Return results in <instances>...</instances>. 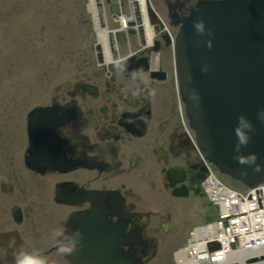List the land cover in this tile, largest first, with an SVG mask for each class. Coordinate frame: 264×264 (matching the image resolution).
Wrapping results in <instances>:
<instances>
[{
    "label": "flooded vegetation",
    "instance_id": "1",
    "mask_svg": "<svg viewBox=\"0 0 264 264\" xmlns=\"http://www.w3.org/2000/svg\"><path fill=\"white\" fill-rule=\"evenodd\" d=\"M149 53L144 56L147 64L151 61ZM90 56V51L81 54L71 76L57 79L50 91L36 95H41L40 103L56 106L60 122L49 134L55 138L59 152L67 159L89 161L91 166L42 172L29 169L24 163L27 135L23 118L18 120L16 108H2L8 112L0 118V240L9 233L2 225L11 228L10 235L17 238L23 232L39 234L54 219L65 217L74 206L60 202L59 195L78 188L119 190L128 230L134 223L133 211L140 209L143 167L155 175L162 173L164 166L177 165L185 170L186 179H195L187 167L193 151L176 120L167 85L149 78L145 71L125 74L119 63L107 69ZM22 96L19 100L26 101ZM2 102L0 98V105ZM21 104L26 103H15L17 108ZM3 121L7 124L1 126ZM141 123L143 132L135 133L136 124ZM16 206L25 211V216L31 213L18 227L10 224L12 215L8 214ZM57 243L56 235H47L42 250L48 253L54 249L59 258H64ZM28 250H32L31 244L23 245L20 253Z\"/></svg>",
    "mask_w": 264,
    "mask_h": 264
},
{
    "label": "rangeland",
    "instance_id": "2",
    "mask_svg": "<svg viewBox=\"0 0 264 264\" xmlns=\"http://www.w3.org/2000/svg\"><path fill=\"white\" fill-rule=\"evenodd\" d=\"M22 1L20 0L21 5L8 4L7 0H0V94L3 96L1 101L7 107L17 109L14 113H17L19 121L23 118L24 110L33 104L29 103L33 101L30 99L19 100L22 96L20 93L25 94L27 98L35 99V94L50 91L57 79H64L67 73L75 70L77 59L72 57L67 65L62 63L65 66H60L55 74L53 61L61 58L62 53L68 52L71 47L79 46L82 39L89 40L93 33L86 32L83 27V21L89 19L90 15L88 10L83 9L80 0H56L54 5L58 10L53 12V9L47 7V12L42 11L40 14L36 12L41 6L44 8L42 3L44 1L29 0L31 3L27 2L28 5ZM110 25L114 26V22ZM124 42L127 46V41ZM131 48L134 49L135 44H132ZM169 54L171 92L175 95L173 56L172 52ZM5 97H9L10 100L4 99ZM19 101L26 104L17 105V108L15 103ZM19 108L23 110L19 111ZM7 112L8 110H2L0 107V118L3 119ZM1 124L3 126L7 122L3 121ZM152 198L160 201L156 194H152ZM186 200L184 205L177 204V211L173 214L175 228L167 233L161 232L164 240L159 244V254L147 264L172 263L171 253L180 245L187 227L205 217L203 213L208 207L199 205L198 199L194 197ZM197 215L199 218L194 221L193 218Z\"/></svg>",
    "mask_w": 264,
    "mask_h": 264
},
{
    "label": "bare ground",
    "instance_id": "3",
    "mask_svg": "<svg viewBox=\"0 0 264 264\" xmlns=\"http://www.w3.org/2000/svg\"><path fill=\"white\" fill-rule=\"evenodd\" d=\"M24 1H25L24 3L27 5H28V3H31V1H29V0H24ZM39 1H44V2H42L44 4V8H42L43 6H41L40 8L37 7L38 10L36 13H38V14H40L42 11H45V13H46L47 7L53 9V12L58 10V9H56V7L54 5L57 2L56 0H39ZM139 1H140V6H141V13H142L141 14V21H142V26H143V30H144L143 35H144V39H145L143 47H146L148 49L152 42H155L157 44V43H160L161 40L164 41L165 38H167L168 43L171 42V45L172 44L175 45L174 35H172V33H171V27L172 26L170 25L169 20L166 21V19L162 18V16L160 14L156 13L153 16L154 18H156L155 22L156 23L161 22V23L160 24L158 23V25L156 26V29L153 30V28L151 27L152 25H151L150 20L147 19L146 11L144 8V6H145L144 0H139ZM21 2H23V1L21 0ZM21 2H20V0H7L8 4H21ZM85 5H86L88 12H89V15H90V21L91 22H89V23L91 24V26L94 27V30L96 31V39L101 44V50H102V53L104 56L103 62L108 63L106 66V68L108 69L109 66H111V67L113 66L112 65L113 63L118 64L120 61V58L117 56V59L115 61L112 62L110 60V51H109V45H108V40H107V36H106V33L109 30L103 29L100 26H98L99 22L97 21L98 18H97V14L95 11L96 9H95L93 0H87ZM129 5H131V3L128 0H121V3H120L121 11L118 14H116L115 18H114L115 19L114 21L118 22V25H117L118 27H115L116 24H114L115 28L114 29L111 28V32H110L113 42L116 41V40H114V38L117 39V41H119V36L122 35V32H125L128 40L130 38L128 31H131L132 28L128 29V25L130 24V21L133 20V16H132V14L126 15V13H124V9L126 7L128 9H130ZM45 22H47V21H45ZM106 22H107V19H106ZM168 23L171 27H169ZM107 74H110V72L108 71ZM245 106H246V110H251V109L257 110L259 108V106L256 103H255V105L253 103H245ZM30 145H31V143H30ZM200 155H202V154H200ZM142 178H147L148 181H151L152 178L155 180V176L151 172V170L147 169L145 167L142 168V173H141L139 181H141ZM176 179L181 180V178H179V177H177V178L172 177L170 179V181H174ZM184 184H186V183L184 182ZM225 213L230 214L232 216L234 222H238L240 218H243L242 215L237 216L236 213L231 212V210L228 208L225 209ZM203 227H205V225ZM237 228H239L238 225H237ZM193 229H194L193 232L195 233V232L201 231L203 228L194 226ZM258 230H261L264 233V226L258 228ZM237 233H238V231H237ZM246 235H247V237L250 238V240H248L247 242H251L249 245V248H245V250H249V252L248 251L247 252L242 251V253H238V254L236 253V255H234L235 258H230V259H237L235 262H233L234 264H264V249H263L264 248V240L263 239L258 240L256 238L257 235H255L251 232H246ZM101 239L103 241H105V237L103 236V234L101 236ZM217 241L220 243L227 241V244L230 247L235 245V242L230 243V241L225 240V234L222 232L220 234H218ZM191 242H192V240L188 237V238H186V241L183 244L189 245ZM254 244H256V245L254 246ZM226 249H228V248L218 249L215 251L211 250L210 248L203 249V252L201 254H195V257H197L198 261H195V262L186 261L187 262L186 264H226L227 260L224 257L218 256V253L223 252ZM102 252L103 253L107 252L110 254V257H108V259H106V264H119V262H118L119 260H121L122 258H127L130 255L128 252H124L121 254L118 250V247H116L115 249H112V247H111L110 250H107V248L105 247L102 250ZM146 252L147 251H145V253ZM171 256L173 257L175 264H184L185 263L184 261H183V263L181 262V260H184L182 257H185V255L182 254L181 248H179V247L177 249L175 248L172 251ZM248 256H250L251 259L244 260V258H246ZM141 258H142L141 256H137L133 259H136V261L139 262V260ZM133 259H131L132 262H133ZM170 264H174V263L172 262Z\"/></svg>",
    "mask_w": 264,
    "mask_h": 264
},
{
    "label": "clouds",
    "instance_id": "4",
    "mask_svg": "<svg viewBox=\"0 0 264 264\" xmlns=\"http://www.w3.org/2000/svg\"><path fill=\"white\" fill-rule=\"evenodd\" d=\"M194 27L197 31H203L202 22H195ZM257 118L264 121V109L258 110ZM251 129V122L247 121L243 116L237 117V125L235 126V134L237 138L236 148L239 149L240 145L247 143L248 132L246 130ZM236 159L240 163H253L256 159L254 154L245 156H237ZM259 168V165H256ZM80 232L78 229L73 230L67 236V241L58 244V250L61 253H70L76 247ZM15 264H45V261L39 257L35 252L33 253H17L15 258Z\"/></svg>",
    "mask_w": 264,
    "mask_h": 264
},
{
    "label": "water",
    "instance_id": "5",
    "mask_svg": "<svg viewBox=\"0 0 264 264\" xmlns=\"http://www.w3.org/2000/svg\"><path fill=\"white\" fill-rule=\"evenodd\" d=\"M180 81H181V82L183 81V80H182V77H180ZM187 107H188L189 114H190L191 118H192L193 121H194L195 119H194V116L192 115V113H191V111H190L189 103H187ZM194 123H195V126L197 127L196 130H197V136H198V139H199V143H200L201 147H203V149H204L205 152H206V145H205V142H204V140H203V138H202V136H201V133H200V129H199V127H198V124H196V122H194ZM248 182H249L250 184H252V181H249V180H248ZM118 262L120 263V260H119Z\"/></svg>",
    "mask_w": 264,
    "mask_h": 264
}]
</instances>
